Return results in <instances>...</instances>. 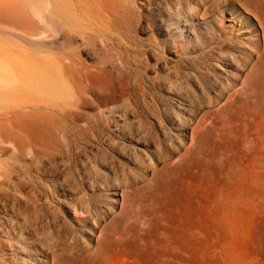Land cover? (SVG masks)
I'll return each mask as SVG.
<instances>
[{
	"label": "rangeland",
	"instance_id": "obj_1",
	"mask_svg": "<svg viewBox=\"0 0 264 264\" xmlns=\"http://www.w3.org/2000/svg\"><path fill=\"white\" fill-rule=\"evenodd\" d=\"M0 90V264H264V0H0Z\"/></svg>",
	"mask_w": 264,
	"mask_h": 264
},
{
	"label": "bare ground",
	"instance_id": "obj_2",
	"mask_svg": "<svg viewBox=\"0 0 264 264\" xmlns=\"http://www.w3.org/2000/svg\"><path fill=\"white\" fill-rule=\"evenodd\" d=\"M37 67H38V66H37ZM37 69H38V68H36V70H37ZM34 70H35V69H34ZM22 76H23V75H22ZM24 76H25V74H24ZM24 76H23V77H24ZM45 76H46V75H45ZM47 76H48V75H47ZM47 76H46V78H47ZM23 77H22V78H23ZM26 78H27L26 80H28V79L30 80V78H29L28 76H27ZM49 78H52V77H49ZM52 79H53V78H52ZM15 80H16V82H15L16 84H22V83H20V82H22V81H20L21 79L18 80V78H17V79L15 78ZM15 80H14V81H15ZM17 80H18V82H19V81H20V82L17 83ZM29 80H28V81H29ZM53 80H56V79H53ZM11 81H12V80H11ZM28 81H23V83H25V82L28 83ZM34 81H35V80H34ZM9 82H10V81H9ZM53 82H55V81H53ZM53 82H52V83H53ZM34 83H35V82H34ZM52 83H50L49 80H47V81L42 80V81L40 82V86H41V88H42L43 90L46 89L47 91L49 90V91L53 92V87H54V86L52 85ZM29 84H31V81H29ZM35 84H37V83H35ZM58 84H59V83H58ZM1 85H2V84H1ZM23 85H24V84H22V86H23ZM15 86H17V85H15ZM25 86H26V85H25ZM30 86H31V85H30ZM33 86H34V85H33V83H32V87H33ZM38 86H39V85H38ZM1 87H2V86H1ZM5 87H6L7 89H10V88H11V87L9 88V87H7V86H5ZM13 87H14V86H13ZM18 87H21V86H18ZM32 87H30V88H32ZM57 87L61 88L59 85H58ZM2 88H3V87H2ZM24 88H25L24 91H26V87H24ZM28 88H29V87H28ZM30 88H29V89H30ZM33 88H34V87H33ZM33 88H32V89H33ZM18 89H19V88H18ZM32 89H31V90H32ZM55 89H56V88H55ZM11 90H12V88H11ZM16 90H17V89H16ZM56 90H58V89H56ZM0 91H1V90H0ZM2 91H3V90H2ZM54 92H55V90H54ZM0 93H3V92H0ZM56 93H57V92H56ZM31 260H32V259H31ZM14 263H15V262H14Z\"/></svg>",
	"mask_w": 264,
	"mask_h": 264
}]
</instances>
